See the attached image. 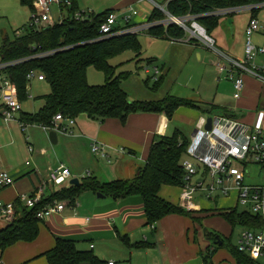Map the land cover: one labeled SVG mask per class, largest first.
I'll return each instance as SVG.
<instances>
[{
	"label": "trees",
	"instance_id": "16d2710c",
	"mask_svg": "<svg viewBox=\"0 0 264 264\" xmlns=\"http://www.w3.org/2000/svg\"><path fill=\"white\" fill-rule=\"evenodd\" d=\"M34 1L20 0L21 4L32 11ZM262 2L264 0H171L167 3V11L176 17L198 16V22L210 35L219 23V16L209 15L210 12ZM76 10L72 5L62 22L57 21L54 25H47L42 29L29 27L25 35L15 40L5 39L0 46L2 61L27 58L4 70L16 84L22 103L29 98L27 75L31 70L42 72L50 86V92L42 96L44 104L40 110L35 113L22 112L20 117L22 122L51 126L55 115L61 113L65 117L74 118L87 114L90 118L103 123L108 118H116L125 124L129 115L133 113H164L168 118H172L181 106L200 107L192 100L179 97L154 101L129 99L128 93L122 87V80L128 77L129 72L117 74L116 67L110 63V59L127 50L140 53L142 44L138 34L125 33L90 42L97 37L100 23L112 11L96 15L92 21L79 22L73 18ZM251 13L257 16L258 9L252 10ZM165 17L163 10L155 8L149 21L164 20ZM147 33L171 40L184 39L186 35L184 28L176 23L154 25L147 30ZM61 47L67 48L60 49ZM49 50L57 51L42 58L32 57L37 52ZM90 66L105 74L104 84L93 85L88 82L87 70ZM159 80L156 81L155 87H158ZM188 144L189 141L183 133L176 129L172 134L163 135L152 142L145 165L131 179L100 181L97 177L87 176L79 185H64L50 196L44 197L33 209L22 206V209L18 210L19 203L16 200L18 207L16 217L6 227L0 229V261L8 247L19 241L31 242L38 237L42 221L36 218V211L54 201L64 200L68 204H75L85 190L102 193L116 200L141 196L147 224L151 226L170 214H186L195 220L196 216H193V213L160 195L164 185L180 186L183 183L184 170L181 160ZM219 215L231 223L233 228L241 225L264 229V219L246 210L231 208ZM207 235L210 236L211 233L208 232ZM218 237L220 238L214 235L215 239ZM120 238L131 247L146 246L139 243L132 244L126 235ZM222 246H225V240ZM229 247L233 257L240 264H256L255 261L241 254L235 245L229 244ZM208 249L210 252L204 257V261L206 264H211L210 259L216 251H211L210 247ZM44 256L47 264L105 263L92 250L80 249L75 240L63 237H57L55 246L45 252Z\"/></svg>",
	"mask_w": 264,
	"mask_h": 264
},
{
	"label": "crops",
	"instance_id": "0c3cea01",
	"mask_svg": "<svg viewBox=\"0 0 264 264\" xmlns=\"http://www.w3.org/2000/svg\"><path fill=\"white\" fill-rule=\"evenodd\" d=\"M169 1L171 0H72L73 6L77 10L91 8L96 15L107 11L116 13L119 24H124L123 16L126 13L131 14V24L148 22L152 11L155 8L167 10ZM129 7H133L134 10L129 11ZM64 11L67 13V10L59 8L54 16L59 19ZM156 21L162 22L164 20L153 22ZM154 38L153 42H158L156 40L167 41L166 38L162 37ZM193 41L195 45L189 44ZM179 43L186 44H181V46L197 49L203 46L210 48L199 39L190 41L187 39L171 40L169 45L173 47ZM217 49L226 51L221 47H217ZM198 53L200 54L199 57H202V54ZM217 63L218 61L214 64L217 65ZM248 78L251 85L245 84L243 95L236 99L234 109L245 113L242 119L246 123L252 124L261 108V94L256 96L249 86L254 85V82L264 83V81L255 77L254 79L251 75ZM34 80L45 82L38 79ZM30 84L29 82L28 94L29 98H32V94L29 93ZM46 94L48 93L44 95ZM22 112H29L24 110L23 104ZM21 113L16 117L17 119L12 121H5L0 115V171H9L15 180L12 185L0 189V201H16L21 193L33 194L44 181H47L49 170L55 167L59 159H63L67 163L79 162L84 149L90 157V150L92 152V144L94 143L104 145L109 158L99 157L92 152L97 158V161L93 159L94 162L92 163L97 164L107 160L110 166L98 170L97 174L88 171L87 176L97 177L100 181H112L111 175L118 177L113 180L131 179L145 165L152 142L169 134L168 130L172 120L164 113L142 112L129 115L125 124L116 118H108L103 123L90 118L87 114H81L76 117V123L72 127L74 134L67 135L57 132V143L53 144L49 138L50 131L44 130L40 125L29 124L23 130L19 123ZM37 127L41 128L42 131L34 129ZM193 133L194 131L187 139L188 141L192 139ZM59 144L71 151L68 158H63L58 147H53V145ZM30 146L33 147V150H30ZM57 187L53 184L48 185L44 191V197L50 196L60 189ZM174 187L181 190L180 186L164 185L160 195L174 204H179L170 198L172 193L170 188ZM89 195L91 196L89 207L86 206L85 209L84 200H80V197L75 204L66 202L65 208L60 213L40 222V232L34 241H19L8 247L3 253L0 264H22L25 262H29L27 264H47L44 253L55 246L57 237L73 239L80 249L92 250L103 262L114 261L115 264L118 259L125 261L129 258L133 261L135 255L141 251H144L145 254L149 253L147 246L131 247L125 244L120 238L124 235L129 237L132 244L156 243L161 251L163 264H192L193 262L201 264L202 257L200 255H208L210 252L208 247L211 251H217V247L213 244L197 240V236L194 237V234L190 236V229L184 222L185 218L179 214L167 215L153 226L148 225L141 196H130L116 200L109 199L111 197L106 195L100 197L95 192ZM202 204L204 209H210L208 201H203ZM18 207V210L22 209L21 205ZM193 216L199 215L193 214ZM202 216L204 218V214ZM197 222L200 223V221ZM7 225L8 222L0 216V229ZM146 225L151 230L152 238L144 234L148 230L145 228ZM195 228L197 230V226ZM182 249L184 250L182 251ZM38 257L44 259L37 260ZM213 257L210 259L211 264H218V261H213Z\"/></svg>",
	"mask_w": 264,
	"mask_h": 264
},
{
	"label": "built area",
	"instance_id": "2783aa9c",
	"mask_svg": "<svg viewBox=\"0 0 264 264\" xmlns=\"http://www.w3.org/2000/svg\"><path fill=\"white\" fill-rule=\"evenodd\" d=\"M72 5V0H35L29 27L42 29L44 26L54 25L57 21L62 22L64 16L61 15L57 19L54 16L53 7L57 6L68 10ZM261 7H264V2L215 10L209 15L229 14L235 9L252 12V10ZM128 10L133 11L134 9L129 7ZM95 16L96 14L91 8L78 9L73 14V18L79 22L92 21ZM169 18L170 20L166 19L162 22L167 25L176 23L183 27L186 31L184 39L187 41L199 39L211 49L216 50L219 55L217 67L221 74L226 73L227 78L232 81L235 99H239L243 95L246 74L264 81V62L262 64L254 62L258 53L264 55V44L261 48L257 47L251 38V35L262 27L257 16L251 15L247 26V39L244 45L246 59L235 58L217 49L215 40L198 22V16L176 17L169 14ZM123 20L124 24H119L118 15L111 12L100 23L97 37L90 42L125 33L138 34L160 23V21H148L141 24H131L130 13H126ZM62 48L67 47L60 49ZM56 51H40L32 57L42 58ZM25 59L7 62L0 60V115L5 121L17 119L16 117L22 111V102L19 99L16 84L4 70L8 66ZM250 63H252L251 66ZM153 69V79L156 82L160 78L161 71L158 67ZM146 71H149V68H146ZM27 78L29 82L34 79L45 81V75L35 69L28 73ZM211 117L212 126L210 129L206 127L208 117L201 116L199 118L192 139L189 141L186 153L181 160L184 179L180 185L179 205L187 211H200L204 209L203 201L234 195L236 204L240 203L246 206V211L264 219V127L246 123L243 119L224 116ZM19 123L23 130L29 125L21 120ZM75 123L76 118L65 117L58 113L55 115L51 126L44 125L42 127L46 131L54 130L73 135L72 127ZM30 150H33V147L30 146ZM92 152L99 157L109 158L104 145L92 144ZM255 165L259 167L258 172L254 168ZM256 174L259 177L257 181H247V177L254 178ZM71 179V170L65 165L61 164L57 168H51L47 181H44L33 194L21 193L17 199L18 203L23 207L33 209L44 198V191L48 185L53 184L58 187L68 185ZM14 181L9 171H0V189L12 185ZM65 206L63 201H54L36 211V218L44 221L60 213ZM231 208L233 207H229V209ZM16 212V201H0V216L8 223L14 220ZM236 248L241 254L255 261L256 264H264V229L243 227ZM104 264H115V262L108 261ZM233 264L240 263L235 259Z\"/></svg>",
	"mask_w": 264,
	"mask_h": 264
},
{
	"label": "rangeland",
	"instance_id": "374dc122",
	"mask_svg": "<svg viewBox=\"0 0 264 264\" xmlns=\"http://www.w3.org/2000/svg\"><path fill=\"white\" fill-rule=\"evenodd\" d=\"M58 9L57 6L53 7L54 14H57ZM164 12L166 15L164 21H166L169 15L166 11ZM63 15L66 17V11H64ZM251 15L252 13L250 11L237 9L229 14L220 15L217 27L210 32V36L215 42L217 41L215 47L225 49L227 52L223 50L224 52L235 58L246 59L244 45L247 39V26ZM31 16L32 10L21 4L20 0H0V46H2L5 39L15 40L17 37L25 35L29 28ZM257 17L263 27L264 7L258 9ZM262 27L259 31L251 35L253 43L260 48L264 44V28ZM138 38L142 44L140 53L127 50L110 59V63L116 67L117 74L129 72L128 77L122 80V87L128 93L129 99L154 101L167 97H179L192 100L200 106L199 108L191 106L179 107L172 117L168 130L169 134H172L178 128L182 131L186 139L190 138L201 116H224L241 120L245 115V113L234 109L237 100L233 95V84L227 78V74H221L217 65L214 64L219 60V55L216 50H212L206 46L199 49L181 46V44L184 45L185 43H179L172 47L169 45L170 38H166L167 41L156 40L158 42H153L155 38L147 32H139ZM194 43V41L189 42V44ZM198 52L202 54V57H199L200 54ZM150 60L153 62L149 63ZM263 61L264 55L258 53L254 62L261 64ZM251 65L252 63H250ZM154 67H158L161 71L158 87H155L156 82L153 79ZM146 68H149V71H146ZM249 76L250 74H246L245 84L250 82L248 81ZM87 78L88 82L93 85L104 84L106 81L105 74L94 66L88 68ZM30 83L29 93L32 94V98H28L22 104L25 111L37 112L43 106L44 99L42 96L50 92V86L46 81L38 82L31 80ZM249 84L251 85V83ZM249 88L252 89L256 96L261 94V108L257 112L256 120L252 124L264 127V83L260 81L257 83L254 82V85L249 86ZM34 129L42 131L39 127ZM53 147H58V151L63 158H68L71 155L69 148H64L60 144L53 145ZM88 154L84 149L79 162L67 163L63 159H59L55 167L61 164L68 166L72 171V178L82 180L83 177L87 176L88 171L97 174L98 170L110 166L107 160L93 164V159L97 161V158L92 154L91 150L90 154L92 156L90 155L89 157ZM87 158L92 160H88ZM254 168L258 172L259 167L255 165ZM111 176L110 179L112 180L118 178L114 177V175ZM258 179L257 174L254 178L247 177V181H257ZM170 190L172 192L170 195L171 200L179 203V193L181 195V190L178 187L170 188ZM92 193V191L88 190L79 196L80 200H84L85 209L86 206L89 207L90 205L89 201L91 196L89 194ZM109 199L113 198L111 197ZM61 201L65 202L64 200ZM208 207L210 209L189 211L195 215H199L195 218L200 223L194 221L190 215H179L185 218L184 222L190 229L189 235L194 234V237L197 236V240H202L204 243H211L214 246H218L215 244L216 239L214 235L220 236L222 241L225 240V246L217 247L213 261H218V264H233L235 258L230 251L229 244L235 246L238 244L243 227L236 225L233 228L231 223L219 214L228 211L229 207H237L239 211H244L247 208L240 203L236 204L234 195L227 198L208 200ZM202 214H204V218ZM195 226H197V230ZM145 228L148 229L144 233L145 236L152 238L149 227L146 225ZM208 232L211 233L210 236L207 235ZM146 246L148 247V254L141 251L135 255L133 261L129 260V258L125 261L118 259L116 264H163V257L159 246L154 242H150ZM200 256L202 257V263L205 264L203 261L205 255ZM41 258L43 257H38L37 260ZM27 263L29 262L22 264ZM192 264L199 263L193 262Z\"/></svg>",
	"mask_w": 264,
	"mask_h": 264
},
{
	"label": "water",
	"instance_id": "95a60500",
	"mask_svg": "<svg viewBox=\"0 0 264 264\" xmlns=\"http://www.w3.org/2000/svg\"><path fill=\"white\" fill-rule=\"evenodd\" d=\"M164 11H166L168 15L170 14L166 9H164ZM168 20H170V18H168ZM230 22H232V20H230ZM158 24H163V25H165L164 22H160V23H158ZM155 25H157V24H155ZM166 25H167V24H166ZM63 42H64V41L62 40L61 43H63ZM211 126H212V117H208V118H207V125H206V127H207L208 129H210ZM49 138H50V140H51V142H52L53 144H56V143H57V138H58L57 132L54 131V130L50 131V132H49ZM70 184H72V185H79V184H80V180H79L78 178H72V179L70 180ZM98 196H100V197H105V195L102 194V193H98ZM215 244L218 245V246H222V245H223V241L218 237V238L216 239V241H215Z\"/></svg>",
	"mask_w": 264,
	"mask_h": 264
}]
</instances>
